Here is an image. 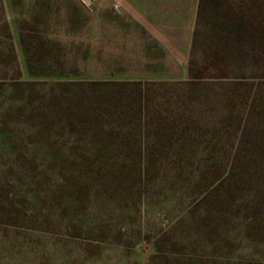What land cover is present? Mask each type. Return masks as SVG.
Returning <instances> with one entry per match:
<instances>
[{
    "label": "rangeland",
    "instance_id": "rangeland-1",
    "mask_svg": "<svg viewBox=\"0 0 264 264\" xmlns=\"http://www.w3.org/2000/svg\"><path fill=\"white\" fill-rule=\"evenodd\" d=\"M0 264H264V0H0Z\"/></svg>",
    "mask_w": 264,
    "mask_h": 264
},
{
    "label": "trees",
    "instance_id": "trees-1",
    "mask_svg": "<svg viewBox=\"0 0 264 264\" xmlns=\"http://www.w3.org/2000/svg\"><path fill=\"white\" fill-rule=\"evenodd\" d=\"M199 77H200V76L197 75V74H195V75L193 74V75H192V78H194V79H199Z\"/></svg>",
    "mask_w": 264,
    "mask_h": 264
}]
</instances>
